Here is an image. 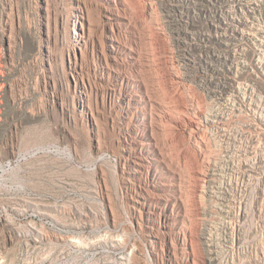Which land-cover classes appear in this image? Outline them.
Here are the masks:
<instances>
[{"label":"rangeland","instance_id":"374dc122","mask_svg":"<svg viewBox=\"0 0 264 264\" xmlns=\"http://www.w3.org/2000/svg\"><path fill=\"white\" fill-rule=\"evenodd\" d=\"M193 1L161 0L146 9L144 0H0V264H264V12L207 0L211 9L200 15L185 7ZM79 7L87 8L93 28L82 63L85 86L66 72ZM241 17L257 32L241 41L247 70L236 64L239 50L219 51L229 66L214 63L221 80L228 73L234 85L243 74L255 79L240 104L233 92L209 95L202 65L211 63L199 49L180 46L176 34L165 44L150 41L166 31V20L186 37L194 27L237 25ZM108 36L126 61L119 69L101 59ZM172 48L181 57L192 51L179 57L178 86L169 79ZM156 50L163 53L154 59ZM159 56L162 71L147 69ZM143 74L152 91L139 111L119 92L106 96L113 83ZM152 95L173 116L186 106L182 124L196 119L198 104L225 112L227 128L202 117L197 134L175 122L159 130L168 112ZM137 116L148 126L143 143L131 138ZM151 127L158 146L150 142ZM202 175L210 180L206 189Z\"/></svg>","mask_w":264,"mask_h":264},{"label":"bare ground","instance_id":"6f19581e","mask_svg":"<svg viewBox=\"0 0 264 264\" xmlns=\"http://www.w3.org/2000/svg\"><path fill=\"white\" fill-rule=\"evenodd\" d=\"M141 1V0H140ZM161 0H144V7L146 9H149V8H152V6L154 7L155 4H157L158 2H160ZM192 1V0H191ZM211 2V0H209ZM261 1V2H260ZM215 2L221 4V3H224V2H227L226 5H229V4H233L236 8L238 9H242V11H244L245 13L246 12H249V11H252V13L256 14V13H259V14H262L264 12V0H215ZM159 4V3H158ZM157 4V5H158ZM156 6V5H155ZM179 6V5H178ZM184 6V5H183ZM85 7V6H84ZM84 7H79V12L76 14V19L77 21L76 22H73L74 24V35H73V40H74V49H73V58L71 57V55L69 54L70 58H69V63H68V67L66 69V72L68 73V75L70 74L73 79L75 80L76 82V85L79 83V79L82 80V83H83V66H82V63L84 61V58L86 57V52L88 51V48L90 46V44L93 42L92 39H91V35H92V25L91 23L89 22V17H87L85 15V9ZM180 7V6H179ZM178 7V8H179ZM185 7H188L189 9H196L199 11V14L201 15L203 12L206 13L209 9V5L207 4V0H198V4H196V1L194 0L192 2V5L190 3V5H187ZM164 8V6H163ZM166 8V7H165ZM158 9V8H157ZM176 9H177V6H176ZM183 9V8H182ZM251 9V10H250ZM184 10V9H183ZM182 10V11H183ZM88 12V11H87ZM86 12V13H87ZM132 12V11H131ZM184 12V11H183ZM189 12V11H188ZM196 12V11H195ZM186 13V12H185ZM224 13V12H222ZM88 14V13H87ZM133 18V17H132ZM157 18V17H156ZM150 19V18H149ZM133 20V19H132ZM140 21V20H139ZM167 21V27H166V31L164 30V33L160 34L161 37L159 39H153V40H150L151 43H160V41H162V43L165 44L164 39L166 38H169L170 39V36L171 35H175L177 36V44L179 43L180 46H186V47H190L189 50H192V47L193 49L196 47L197 49H199L203 54H205V56H207V58L209 59L210 63L211 64H205V65H202L204 67H202V69H206V75H207V78L210 76L211 79H208V84L211 85V88H210V94L211 97H215L216 99H224V97H221V95H224V93H226V95H228L227 93H230V92H233L236 94V98H237V103H239V101H243L251 94H253L252 92L254 91L253 89V84H251V82H249V80H255V79H250V78H246L245 74H243L241 76V78L237 81V84L238 85H234V83L232 84L231 83V80L233 78H231V76L229 77V73H228V76L225 78L223 77V80L225 78V80H221L222 77H220V72L219 70L215 67V61H218V62H221L222 61L227 64V66H229V62H228V59H224L222 58V54L220 55V50H224L225 52L228 51L230 53V51H241L240 53V59L237 60L236 64L239 66L241 65L243 70H247L248 67H246V64L244 63V60L245 58H247V56L249 55V53L247 52L246 48L243 46V43H241V41L243 40H247V39H250V38H255L257 37V32L255 30V27H253L252 25H250V23L245 19V17H241L239 21H237V25H233L231 24V22H229L228 24H220V25H217V26H208V28L206 29H203L202 28H198V27H194L192 31H190V35L184 37V36H179V26L176 27V30H175V27L173 24L170 23V20H166ZM86 22V24L84 23ZM148 22V21H147ZM165 23V21H164ZM145 24V23H144ZM165 24V25H166ZM143 25V24H142ZM179 25V24H178ZM195 25V24H194ZM200 25V24H199ZM140 26V25H139ZM138 26V27H139ZM146 26V25H145ZM164 26V25H163ZM162 26V27H163ZM150 27V26H149ZM159 27V26H158ZM161 27V26H160ZM151 28V27H150ZM234 29L236 30V33H234V37H231L230 34H228L229 32V29ZM152 29V28H151ZM165 29V28H164ZM230 29V30H231ZM96 30V29H95ZM155 30V29H154ZM154 32V31H152ZM189 31H185V33H188ZM151 35V34H150ZM155 35V34H154ZM154 35H151V36H154ZM144 37V35H143ZM146 37V36H145ZM147 37H149L147 35ZM142 38V37H141ZM179 38H181L179 40ZM150 39V38H149ZM168 39V40H169ZM167 40V39H166ZM102 42V46L100 47L101 49V59L105 60V65H108V63L111 61V65L116 68H120L123 63L126 64V61L124 60V58L121 57L120 55V52H119V45L117 43H115L114 39H113V36L109 37L108 36V40L107 41H101ZM169 42V41H168ZM93 44V43H92ZM95 44V43H94ZM163 44V45H164ZM101 45V44H100ZM144 45V44H143ZM162 45V44H159V46ZM146 46V45H145ZM156 46H158L156 44ZM165 46V45H164ZM163 46V48H164ZM155 48V47H154ZM160 50H161V46L159 47ZM184 48V47H183ZM142 49V48H141ZM158 49V48H157ZM71 50V49H70ZM169 50V49H167ZM188 49H185L184 50V53L182 54L183 56L181 57L180 55H178L176 52L177 50L175 49H170V69H172V73L169 77V79L171 80V84H177V86L181 83L183 84L184 81H183V78H182V75L181 73L179 72V57L181 58H185L186 55H191V52L193 51H189ZM154 51V50H153ZM183 51V50H182ZM220 51V52H219ZM223 51V52H224ZM96 52V51H95ZM156 52V53H155ZM154 54L155 55V58L156 59L157 55H161V51H155ZM219 52V54H218ZM227 53V52H226ZM151 54V53H150ZM261 54L263 55L259 57V60H258V64H262L264 65V52L261 51ZM235 55V54H234ZM239 55V54H238ZM237 55V56H238ZM236 56V57H237ZM150 57V56H149ZM162 57V56H161ZM226 57V56H225ZM229 57V56H228ZM227 57V58H228ZM231 57V56H230ZM152 58V57H151ZM152 58V61L150 60V62H147L146 64H144L146 66V68L148 69V67L152 70V69H156V70H161L162 71V68L164 67L163 64L161 62V58L159 61H155L154 59ZM207 59V60H208ZM236 59V58H235ZM234 59V61H235ZM238 59V58H237ZM163 61V60H162ZM191 61V59H190ZM208 61V63H209ZM202 62V61H201ZM235 63V62H233ZM253 63V62H251ZM95 64V63H94ZM235 64V65H236ZM166 65V64H165ZM218 65V64H216ZM97 66V65H96ZM109 66V65H108ZM247 66H249L247 64ZM258 66V65H257ZM105 67V66H104ZM111 67V66H109ZM263 67V66H262ZM95 69V68H94ZM101 69V68H100ZM122 69V68H121ZM145 69V68H144ZM241 69V67H240ZM259 69V68H258ZM256 69V70H258ZM263 69V68H262ZM65 70V68H64ZM230 72H231V66H230ZM147 71V70H146ZM203 71V70H202ZM117 72V71H116ZM148 72V71H147ZM146 72V73H147ZM151 72V71H150ZM223 72V71H222ZM228 72V71H226ZM258 72V71H256ZM112 73V72H111ZM144 73V72H142ZM225 73V72H224ZM245 73V72H244ZM65 74V73H64ZM91 74V73H90ZM100 74V73H99ZM109 74V73H108ZM123 74V73H122ZM154 74H157V73H154ZM226 74V73H225ZM232 74V73H231ZM230 74V75H231ZM261 74V73H259ZM264 74V73H263ZM86 75V74H85ZM126 75V74H124ZM250 75V74H249ZM102 77V75H99V77ZM110 76V75H109ZM158 76V75H157ZM220 78H219V77ZM222 76V75H221ZM124 77V76H123ZM218 77V78H217ZM89 78V77H88ZM94 78V77H93ZM147 78V77H146ZM95 79V78H94ZM231 79V80H230ZM71 80V79H70ZM90 80V79H89ZM121 81L120 82H116V83H113V86H111L110 88H108L106 91H105V94L107 97H109L110 99H113L114 96L117 94V92H119L120 95L123 94V98H125V100H128V103H133L134 105V110L135 111H139L140 110V106L143 105V98L145 96V94H147V97H151V87L149 86V84L147 83V79H145V76L144 74L142 75V77H138V79H134V80H130V79H127L125 80V78H122L120 79ZM158 80V79H157ZM162 80V79H161ZM206 80V79H205ZM95 81V80H94ZM160 81V80H158ZM100 82V81H99ZM154 82V81H152ZM151 82V83H152ZM257 82V81H256ZM86 83V82H85ZM85 83H83L85 86ZM96 83V82H94ZM156 83V81H155ZM91 80H90V85H89V88L91 90H96V89H93V85H91ZM97 84V83H96ZM101 84V83H100ZM103 84V83H102ZM105 87L107 84H104ZM103 85V86H104ZM161 85V84H160ZM170 85V84H169ZM209 85H206L209 87ZM257 85V84H256ZM108 86V85H107ZM155 86V85H154ZM205 86V85H204ZM205 86V87H206ZM99 87V86H98ZM169 87V86H167ZM207 87V88H208ZM101 88V86H100ZM103 88V87H102ZM255 88V87H254ZM172 89H173V86H172ZM169 90V89H168ZM208 90V89H207ZM92 92V91H91ZM123 92V93H122ZM157 92V91H156ZM255 93V92H254ZM87 94V93H86ZM90 94V93H89ZM82 95V94H81ZM157 95V94H156ZM225 95V96H226ZM230 95V94H229ZM232 95V94H231ZM230 95V96H231ZM87 96V95H86ZM162 97V96H161ZM210 97V96H209ZM229 97V96H228ZM227 97V98H228ZM91 98V97H90ZM164 98V97H163ZM214 98V99H215ZM231 98V97H230ZM119 99H122V97L119 96ZM161 99V98H160ZM151 100V98H150ZM213 100V99H212ZM227 100V99H225ZM224 100V101H225ZM236 100V99H235ZM233 100V101H235ZM152 101L154 103H158V105L160 106V108L158 109H161L165 112H168L166 115H163L160 117V122L162 124L159 125L158 129L160 130H164L163 128H165V125L169 122H171L170 124L172 125V122H175V125H179L182 129V132H194L195 134L199 133L200 131V126H201V118L202 117H205L208 120H212L218 124H220L221 128L222 129H225L223 126H226L228 122L227 119L225 120L226 116H223V114H221L220 112L219 113H216L215 110H213L212 113H209V112H206L207 110L200 107V105L196 104V109L194 111V114H198V116L196 117V114H195V117L196 119H194L193 121H191L189 124H182L179 120L182 118V113H185L186 115H188V108L186 106H182L179 108V113L180 115L177 117V116H173V114H170V113H174V109H172L171 107H166L164 105L163 102H161L160 100L156 99L153 97L152 95ZM164 101V100H163ZM217 101V100H216ZM215 101V102H216ZM228 101V100H227ZM80 102L81 103H84L85 104V99H80ZM89 102V101H88ZM199 102V101H198ZM246 102V101H245ZM204 103V102H203ZM223 103V102H222ZM229 103V101H228ZM236 103V101L234 102ZM236 103V104H237ZM241 103V102H240ZM239 103V104H240ZM90 106V105H89ZM172 106V105H171ZM230 106V105H229ZM236 106V105H234ZM242 106V105H241ZM204 107V106H203ZM175 108V107H174ZM205 108V107H204ZM234 108V107H232ZM241 108L242 107H238L236 106L235 110H236V113L237 114V111L238 112H241ZM197 109L200 110V112H197ZM206 110V111H205ZM212 110V109H211ZM227 110V109H226ZM243 110V109H242ZM218 111V110H217ZM224 111V110H223ZM176 112V113H178ZM136 113V112H135ZM125 115V114H124ZM227 115V114H226ZM239 115V114H238ZM241 115V114H240ZM229 116V115H228ZM132 119H134L133 117V112H132V115L130 116ZM176 117V118H175ZM176 119H178L176 121ZM260 119V117H259ZM261 120V119H260ZM133 121V120H132ZM230 123V122H229ZM168 126V125H167ZM170 126V125H169ZM168 126V127H169ZM219 126V125H217ZM230 126V125H229ZM147 125L144 123L143 119L140 118V116H137L134 120V129L135 130L133 133L134 135L131 134V138H135V140L143 143V133L146 132L147 130ZM171 127V126H170ZM227 128V126H226ZM157 129V130H158ZM218 129V128H217ZM157 130L154 129L153 127H151V131H152V137L150 139V142H154L153 144L157 145L158 146V137L156 136L157 134ZM170 131V130H169ZM223 131V130H222ZM226 131V130H225ZM132 133V132H131ZM226 133V132H224ZM159 135V134H158ZM225 135V134H223ZM225 137V136H224ZM147 144V143H145ZM138 151L142 152L143 150V147H137L136 148ZM163 152V151H162ZM156 157H155V160L156 161H160L159 159L161 158V153L160 152H157L156 151ZM163 154V153H162ZM126 156H127V153H126ZM127 159H128V156H127ZM162 160V159H161ZM140 164V163H139ZM249 165V164H248ZM169 168V167H168ZM205 169V168H204ZM132 172H136L138 171V168L137 167H132L131 168ZM252 170V169H251ZM204 171V170H203ZM206 171V170H205ZM131 172V173H132ZM205 174V172H204ZM197 177V176H196ZM199 178V177H198ZM208 178V175H202L200 176V182H202V185L205 189H206V183L210 180H207L206 182V179ZM197 182V181H196ZM199 184V182H197ZM201 188V189H204V188ZM199 191V186H196L195 190H194V194L197 193ZM203 192V191H202ZM187 193L188 194H192V192H190V190H187ZM200 194V193H199ZM200 206V205H199ZM190 208L187 206L186 207V210L188 211ZM190 211V210H189ZM189 211H188V216L190 215L189 214ZM192 212V211H191ZM191 216V215H190ZM194 219V218H193Z\"/></svg>","mask_w":264,"mask_h":264}]
</instances>
